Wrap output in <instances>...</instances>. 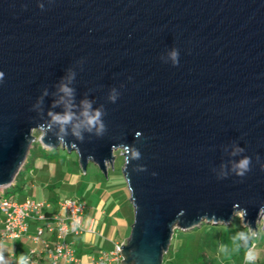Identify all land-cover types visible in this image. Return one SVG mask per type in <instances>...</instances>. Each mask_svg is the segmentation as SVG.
<instances>
[{"label": "water", "instance_id": "obj_1", "mask_svg": "<svg viewBox=\"0 0 264 264\" xmlns=\"http://www.w3.org/2000/svg\"><path fill=\"white\" fill-rule=\"evenodd\" d=\"M0 71V189L35 139L104 174L120 150L134 214L122 264H162L175 229L202 222L238 216L264 231V0H0ZM69 72L74 111L84 99L103 105L102 137L57 141L41 128L63 112L53 103ZM120 145L141 158L126 163ZM245 156L251 171L240 178L231 166Z\"/></svg>", "mask_w": 264, "mask_h": 264}, {"label": "rangeland", "instance_id": "obj_2", "mask_svg": "<svg viewBox=\"0 0 264 264\" xmlns=\"http://www.w3.org/2000/svg\"><path fill=\"white\" fill-rule=\"evenodd\" d=\"M33 135L36 138L39 137L40 131H34ZM32 144L29 153L44 150V153L49 154L45 158L43 157L44 160L51 158L49 161H53L54 173L51 179L53 186L46 188L45 198L54 201L55 199L73 196L84 200L88 207L101 202L100 207L106 210L110 209V203L118 206L123 203L129 204V190L123 174L124 156L120 154V150L114 151V159L107 165V173L104 174L92 162H89L85 170H82L75 152H68L59 147L45 149L37 139ZM22 177L23 170L15 180L17 187L20 186ZM39 180L37 183H40ZM43 180L45 181V179ZM7 191H9L7 196L12 193L11 189ZM27 194L36 197L38 193L37 190L29 188L16 189L13 193L19 199ZM261 226L262 222L258 221L256 232H250L247 227L242 225L239 217L235 216L229 224L214 225L202 222L199 227H194L188 231L175 229L170 241L171 247L165 253V257L169 260L167 264H219L222 261H227V259L238 264L242 261L245 262L243 250H247L250 246H253L251 252L255 256L251 264H258L264 255V231ZM240 231L253 235L246 246L237 247L240 242H234L233 236ZM221 246H224L226 250L222 251Z\"/></svg>", "mask_w": 264, "mask_h": 264}, {"label": "built area", "instance_id": "obj_3", "mask_svg": "<svg viewBox=\"0 0 264 264\" xmlns=\"http://www.w3.org/2000/svg\"><path fill=\"white\" fill-rule=\"evenodd\" d=\"M57 210H52L48 201H38L29 197L22 201L15 200L12 196L0 197V215L3 219V227L0 229V256H3L1 242L4 239H18L25 235L30 220L38 223L35 234L29 238L38 243L42 248L30 249L28 256L30 264H79L76 257L74 242L68 240L69 235L81 233L95 234L93 219L88 224L84 223L85 202L76 197L68 196L58 200ZM48 233L52 237L50 243L41 237ZM124 241L113 242V248L109 251H100L91 256L92 264H122L123 256L120 254ZM250 246L246 254L251 251Z\"/></svg>", "mask_w": 264, "mask_h": 264}, {"label": "crops", "instance_id": "obj_4", "mask_svg": "<svg viewBox=\"0 0 264 264\" xmlns=\"http://www.w3.org/2000/svg\"><path fill=\"white\" fill-rule=\"evenodd\" d=\"M43 157L45 158V156H42L41 153L37 154L34 158H32L29 164H25L24 168L22 169L23 177L20 180L22 185L20 188H18V190H24L26 188L37 190L38 194L36 197H33L29 194H27L25 197H29L38 201H48V203H51L52 205V210L55 211L57 210L56 203H58L59 199L52 201L44 197L46 188L53 186V183L51 182L54 173L52 169L53 161H49L51 158L44 160ZM42 178L45 179V181ZM38 179H40V183L38 182L39 184L37 183ZM12 197H14L15 200H18V202L25 199V197L19 199V197L17 198L14 195ZM100 204L101 202H97V204L94 206L88 207L85 202L84 223L88 224L90 219H93V229H95L96 233L90 234L85 232L78 235L68 236V240H72L75 243L74 249L76 257H78L80 260L79 264H92L91 256L97 255L100 251L111 250L113 248V242L126 241L129 238L134 215L130 200L129 204L123 203L120 204V206L110 203L111 206L109 210L101 208ZM3 219L4 218L2 215H0V229L3 227ZM37 225L38 223L34 221V219L30 220L28 222V230L25 235L18 239H4L2 242L3 257L16 262V259L19 255H28L29 250L32 248L35 247V249L40 250L42 248L41 241L35 243L29 238V236L35 234ZM97 231L99 234H97ZM41 238L48 240L50 243L52 242V237L48 233H45ZM170 247L171 244L169 245V248ZM263 261L264 255L263 259H261L258 264H262ZM165 262L167 264L169 260L165 257L164 253L162 264H165ZM219 264L234 263L233 261H228L227 259V261H222ZM238 264H245V262L242 261Z\"/></svg>", "mask_w": 264, "mask_h": 264}, {"label": "clouds", "instance_id": "obj_5", "mask_svg": "<svg viewBox=\"0 0 264 264\" xmlns=\"http://www.w3.org/2000/svg\"><path fill=\"white\" fill-rule=\"evenodd\" d=\"M179 50L172 49L168 53V59L171 61L172 66H177L179 64ZM75 79V73L69 72L64 80L66 82H61L58 87V92L60 93L59 98L54 101L53 107L58 105H63V112L55 113L49 111L47 113L49 120L41 123V128L43 129L45 135L47 133L53 132L55 129L54 135L57 138V141H63L64 138L69 134L76 137L78 140L83 141L84 133L93 134L96 137H102L106 132V124L104 122V117L106 112L103 105L98 108H93L92 101L84 99L80 102L79 111L76 112L73 109L76 108L74 104V89L70 86L71 82ZM4 82V73L0 71V84ZM43 95H47V90L44 91ZM120 96V93L114 88L109 93L107 99L110 103H115ZM40 100L37 101V104L34 105V108H38ZM136 139L142 135V133L137 132ZM123 148V153L126 157V163L130 160H139L141 158V152L138 148L130 145H120ZM244 149L240 147H234L233 156L238 155L243 152ZM252 158L243 157L238 161L232 163L231 172L233 175L243 178L251 171ZM261 169L264 170V165L261 166ZM136 171H144L143 166H139L135 169ZM153 176L156 175L155 172L152 173ZM227 178V173L222 172L217 179L223 180ZM253 234L246 233L243 231L237 232L233 236L234 242H240L237 247L246 246L248 241L252 238ZM221 250H226L224 246H221ZM254 254L249 251L245 256V264H251L254 261ZM0 264H8V261L4 259L3 256H0ZM16 264H30V257L25 254H21L16 259Z\"/></svg>", "mask_w": 264, "mask_h": 264}, {"label": "trees", "instance_id": "obj_6", "mask_svg": "<svg viewBox=\"0 0 264 264\" xmlns=\"http://www.w3.org/2000/svg\"><path fill=\"white\" fill-rule=\"evenodd\" d=\"M60 148V147H59ZM41 153V155L42 156H48L49 154L47 153H44V150L43 151H41V152H39V151H35V152H33V153H29V155H28V157H27V159H26V162H25V164H29L30 163V161L32 160V158H34L37 154H40ZM25 166V165H24ZM20 174V173H19ZM18 174V175H19ZM21 185H22V183H20V186L19 187H17V185L15 184V182L13 183V184H11L10 186H8V187H6V188H3V189H0V195H4V196H7L6 194H7V192H9V191H7V190H12V193L10 194V195H8V196H13V193H14V191L16 190V189H18V188H20L21 187ZM15 189V190H14ZM208 224H212V223H208ZM215 225V224H214ZM244 251V253H245V251L246 250H243ZM4 259H6L7 261H8V264H16V262H14L13 260H10V259H8V258H5L4 257Z\"/></svg>", "mask_w": 264, "mask_h": 264}]
</instances>
